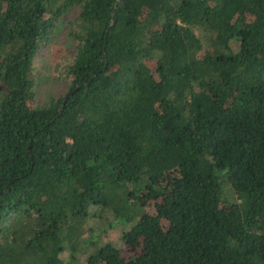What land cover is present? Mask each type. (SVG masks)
Here are the masks:
<instances>
[{
    "label": "trees",
    "instance_id": "trees-1",
    "mask_svg": "<svg viewBox=\"0 0 264 264\" xmlns=\"http://www.w3.org/2000/svg\"><path fill=\"white\" fill-rule=\"evenodd\" d=\"M72 6L70 82L35 105ZM93 206L133 254L84 264H264V0H0V264H75Z\"/></svg>",
    "mask_w": 264,
    "mask_h": 264
},
{
    "label": "rangeland",
    "instance_id": "rangeland-1",
    "mask_svg": "<svg viewBox=\"0 0 264 264\" xmlns=\"http://www.w3.org/2000/svg\"><path fill=\"white\" fill-rule=\"evenodd\" d=\"M78 12V6H72L59 17L48 39L41 44L32 60L31 73L34 82L35 105H44L52 99L61 97L68 87L70 76L66 73V67L72 61L77 46V41L72 39L68 32ZM196 33L199 32L196 31ZM232 46L235 50L236 44ZM223 197L232 199L229 189H226ZM142 210L147 214L152 213L153 206L146 205ZM133 222L134 220L119 223L106 207H91L86 222L88 230L82 231L81 236V239H86V244L83 245L86 247L76 254L75 264H84L88 254L105 243L118 247L124 257L133 254V251L123 246L121 239V233L127 230ZM60 257L66 260L67 250L61 252Z\"/></svg>",
    "mask_w": 264,
    "mask_h": 264
}]
</instances>
